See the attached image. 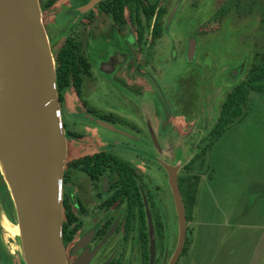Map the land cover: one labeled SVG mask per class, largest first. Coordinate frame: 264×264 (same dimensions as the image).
<instances>
[{
  "label": "rangeland",
  "instance_id": "obj_1",
  "mask_svg": "<svg viewBox=\"0 0 264 264\" xmlns=\"http://www.w3.org/2000/svg\"><path fill=\"white\" fill-rule=\"evenodd\" d=\"M38 1L54 57L71 40L91 64L81 97L72 85L57 91L68 143L63 200L79 228L68 263L139 262L132 202L107 208L109 177L97 182L72 166L105 151L138 172L151 264H168L179 239L164 165L178 179H202V209L213 197L225 212L196 224L194 207L178 264H264V227L251 226H264V201L246 187L264 179V93L252 92L242 119L212 142L227 95L264 65V0H149L162 11L161 36L151 27L141 43L129 14L117 26L102 10L107 0ZM10 205L0 203V263L25 264Z\"/></svg>",
  "mask_w": 264,
  "mask_h": 264
},
{
  "label": "water",
  "instance_id": "obj_2",
  "mask_svg": "<svg viewBox=\"0 0 264 264\" xmlns=\"http://www.w3.org/2000/svg\"><path fill=\"white\" fill-rule=\"evenodd\" d=\"M0 165L13 198L25 264H68L63 179L68 143L56 65L38 0H0ZM184 248L187 219L178 168L164 165Z\"/></svg>",
  "mask_w": 264,
  "mask_h": 264
},
{
  "label": "trees",
  "instance_id": "obj_3",
  "mask_svg": "<svg viewBox=\"0 0 264 264\" xmlns=\"http://www.w3.org/2000/svg\"><path fill=\"white\" fill-rule=\"evenodd\" d=\"M55 2L56 0H51L47 6ZM102 10L112 18L117 26L125 24L126 14H129L131 23L137 28L139 43L143 40L145 30L151 27L154 40L161 36L163 15L158 3L152 4L149 0H107L102 6ZM77 49L76 44L67 40L54 57L59 94L64 88L72 85L77 95L82 96L83 76L90 75L91 64L82 54L76 55ZM252 92L264 93V65L262 67L253 65L246 79L227 95L221 108L220 117L212 130L213 143L234 123L242 119L244 106H246ZM59 99L61 100V97ZM193 163L194 161H191L187 167ZM72 166L97 182L102 176L107 175L109 177L112 196L107 205L111 206L116 202L122 203L125 200L132 202L135 219H137L140 227L141 242L146 246L148 241L145 232V211L140 194L138 172L125 160L105 151L81 157L75 160ZM178 184L185 207L186 219L189 222L196 205L199 179H178ZM76 222L77 217L70 210L67 202H64L63 241L65 246L73 241L78 232ZM185 249L184 247L181 256Z\"/></svg>",
  "mask_w": 264,
  "mask_h": 264
},
{
  "label": "crops",
  "instance_id": "obj_4",
  "mask_svg": "<svg viewBox=\"0 0 264 264\" xmlns=\"http://www.w3.org/2000/svg\"><path fill=\"white\" fill-rule=\"evenodd\" d=\"M201 180H199V184H200ZM199 184H198V191H197L196 206H195V210H194V219H195L196 224H198L199 215L204 216L206 214V216L208 218H210L211 220L214 219L215 217H217V218L221 217L222 218L225 215V212L222 211L221 209H219L218 207H216L219 205H216L215 199L213 197L211 198V204L208 205V207H207L208 210L204 211L202 209V204H201V200H200V196H199ZM246 187L249 190H253V192H255L257 194V197L259 200L264 201V179H259V181L257 180L254 182H249L248 186H246ZM204 206H205V204H204ZM236 214H237V212L233 213L232 216H236ZM242 214H243L242 217L245 216L247 214V211L242 213ZM261 225L253 224L251 226L252 227H257V226L264 227L263 225L262 226Z\"/></svg>",
  "mask_w": 264,
  "mask_h": 264
},
{
  "label": "flooded vegetation",
  "instance_id": "obj_5",
  "mask_svg": "<svg viewBox=\"0 0 264 264\" xmlns=\"http://www.w3.org/2000/svg\"><path fill=\"white\" fill-rule=\"evenodd\" d=\"M7 193L9 194V197L6 195ZM110 199H111V197L108 200H106L105 203H104V205H106L107 208H111L114 204H117L118 203V202H116L113 205L108 206L107 205V202ZM10 200H11V203H12V206H13V211L16 214V210H15V207H14V203L12 201V196H11V193H10V190H9V187H8L6 181L4 182V184H1L0 183V203H2V204L6 203L7 205H9L11 207ZM78 231H79V228H78ZM76 234H75V236H76ZM75 236H74V239H75ZM74 239H73V241H74ZM137 240H138V244H139V247H138L139 248V251H138V255H139L138 256L139 257L138 259H139V262H138V264H151L150 257H149L148 243L145 246L144 243L141 242L142 239H141V236H140V230H139V233L137 235ZM72 242H70V243H72ZM65 248H66V246H65ZM66 253H67V250H66ZM67 261H68V258H67ZM110 264H123V257H121V256L117 257L116 259L112 260L110 262ZM177 264H178V262H177Z\"/></svg>",
  "mask_w": 264,
  "mask_h": 264
},
{
  "label": "bare ground",
  "instance_id": "obj_6",
  "mask_svg": "<svg viewBox=\"0 0 264 264\" xmlns=\"http://www.w3.org/2000/svg\"><path fill=\"white\" fill-rule=\"evenodd\" d=\"M0 91H1V82H0ZM9 230V229H8ZM11 231V230H10Z\"/></svg>",
  "mask_w": 264,
  "mask_h": 264
}]
</instances>
